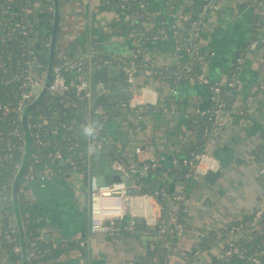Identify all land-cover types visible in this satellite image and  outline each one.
Masks as SVG:
<instances>
[{
	"label": "crops",
	"instance_id": "crops-1",
	"mask_svg": "<svg viewBox=\"0 0 264 264\" xmlns=\"http://www.w3.org/2000/svg\"><path fill=\"white\" fill-rule=\"evenodd\" d=\"M107 1L59 0L61 17L56 55L58 47L67 48L81 37L84 44L77 50L85 49V53L103 52L125 59L139 53L144 60H152L157 66L176 63L173 42L168 43L164 39L150 41L147 53L141 54L136 41L112 33L97 48L98 30L119 16L121 23L127 18L116 6L103 9ZM148 1L154 11L167 18L173 17L174 14L167 9V0ZM195 1L185 0L188 6ZM34 12L38 20H47L46 8L40 0L34 2ZM54 15L53 10L52 20L46 28L50 38ZM178 23L181 24L180 21ZM152 25L151 21L145 24L147 28ZM200 48L206 54L200 75L210 82L228 83L239 58L241 69L235 76L230 98L231 118L217 134L211 133L205 145L202 168L197 172L196 184L185 201L187 225L179 232L169 264H210L222 255L226 247L227 240L222 237L227 227L264 208V175L259 174L262 161L259 152L264 149V93L261 89L264 84V7L256 8L244 0H218L216 9L207 18ZM115 66L121 68L120 65ZM107 72L108 77L115 80L126 75L118 73L111 76ZM123 87L128 89L124 94L131 95L132 103L148 106V112L144 115L128 112L111 118L106 130L111 148L126 161H141L153 156L160 162L162 171L175 169L179 176L168 172L146 176L157 190H163V195L171 191L182 194L185 179L182 160L203 139L202 127L187 118L191 114L197 115V110L202 112L212 108L213 89L197 79L181 80L172 86L167 81L144 74H138L130 85L110 88ZM41 90L37 88V96ZM93 112L91 110V116ZM90 118L92 124L94 120ZM138 146L145 149L142 154L136 151ZM115 158L116 154H102L97 156V163H112ZM207 165L211 168L207 169ZM44 184L34 180L25 198L30 200L38 222L44 226L46 239L54 244H73L56 258L38 264H132L144 254L151 237L142 231L113 238L106 232L91 230L89 177L86 179L77 171L48 174ZM11 198L13 223L21 230L23 219L19 191L17 201H14L12 190ZM4 212L0 197V264H11L7 244L3 240ZM161 215L159 201L152 194L142 192L132 195L125 216H129L131 221L139 218L153 226ZM124 217L116 218L117 223H122ZM205 234L210 236L209 242L201 248ZM24 240L22 237L21 246H25ZM21 263L24 264L23 257Z\"/></svg>",
	"mask_w": 264,
	"mask_h": 264
},
{
	"label": "trees",
	"instance_id": "trees-1",
	"mask_svg": "<svg viewBox=\"0 0 264 264\" xmlns=\"http://www.w3.org/2000/svg\"><path fill=\"white\" fill-rule=\"evenodd\" d=\"M33 0H2L0 3V197L4 203L6 216L3 228V240L7 244L11 264H22L21 238L24 237L27 250V264H38L48 259L56 258L63 251L71 247L73 243L64 242L54 244L44 236V226L37 220L33 205L26 199V194L31 183L38 179L40 173L49 171L50 174H60L70 171L79 172L84 178H88L91 168L97 163V154L89 157L87 154L88 139L100 128L97 137L102 141V154L115 155V160L120 161L126 168L127 173L133 179L135 185L139 186L143 193L152 194L162 206L161 228L158 225H147L144 220L129 216L118 222L122 235H131L133 231H142L151 237L146 251L132 264H169L180 230L187 225L185 216V201L196 184V170L185 160L194 158V154L204 152L205 145L219 127L214 117V105L209 111L191 114L187 119L196 125H200L203 131V139L193 149L187 158L182 160L184 164L185 179H183L182 198L176 199V191L163 195V190H157V186L148 181V175H141L143 162L126 161L117 155L107 140L106 130L108 121L118 115L133 112L137 115H144L148 112V106L139 111L138 107L130 105L131 95H103L99 97L98 104L94 110V122L91 124V103L83 98L82 94L71 90L68 97L63 101L57 96L46 94L45 97L35 106L29 115L28 122L31 126L32 145L30 159L27 168L20 179L19 193L21 201V212L23 225L21 230L13 223L11 190L14 178L17 174V165L24 158L25 128L21 117L15 107L21 99V80H12L15 75L24 76V70L28 62L37 59L39 64L38 72L48 69L50 58L51 38L46 28L53 17V0H40L46 8V21L38 20L34 13H27ZM212 0H196L188 6L185 0H167V9L173 13V17L167 18L160 12H156L149 6L148 0H108L104 8L118 7L121 14L127 19L121 23V17L110 21V23L97 32L95 45L97 48L104 39L112 33L124 35L133 39L138 44L141 54L149 50L148 43L156 39H164L168 43L173 42L176 63L172 66H157L152 60H144L137 53L134 60L140 70L151 69L153 78L167 81L172 86L181 80L199 79L200 72L206 54L198 47L204 34V23L207 22V15L204 13L207 5ZM218 0H215V2ZM256 8L264 7V0H244ZM8 11H4L5 8ZM180 16L184 18L179 19ZM48 21V22H47ZM147 21L153 22L152 27L145 26ZM181 22L179 24L178 22ZM199 21L195 27L193 22ZM21 23L26 24V31L21 28ZM197 36H193V33ZM194 38V39H192ZM173 40V41H172ZM84 44L83 38L79 37L67 47H58L56 62L64 60L65 57L74 58L83 53L85 49L78 51ZM88 60L86 55H83ZM109 55L103 52L93 54L90 60L91 73L96 72L98 83H109L111 88L129 84L127 76L118 80L110 79L108 72L101 66ZM241 63L235 65L232 79L228 83L221 84V94L226 105L224 111L232 114L231 96L236 82V75L241 69ZM231 82V83H230ZM216 84L210 82L209 85ZM5 106L10 111L4 113ZM98 110V111H97ZM48 118L50 122L43 124V119ZM199 119L202 121L200 122ZM202 123V124H201ZM19 129L20 135H14L13 131ZM38 135V137H37ZM9 145L11 147L9 148ZM70 153L71 162L63 163L56 158V152ZM259 158L264 162V149L260 150ZM133 168H135L133 170ZM32 169L35 175L34 180L26 178L27 172ZM164 170V169H163ZM168 172L179 176L174 170L162 171L159 165L150 168L148 174H161ZM162 187V186H161ZM254 215L242 218L231 223L222 238L227 240L238 231L240 239L236 242L241 255L223 256L214 259L210 264H256L254 259L259 258L264 264V222L261 226L253 225ZM164 229L163 232L160 229ZM23 234V235H22ZM210 236L205 234L202 238L201 248L206 247ZM19 247V248H18ZM225 247V248H226Z\"/></svg>",
	"mask_w": 264,
	"mask_h": 264
},
{
	"label": "built area",
	"instance_id": "built-area-1",
	"mask_svg": "<svg viewBox=\"0 0 264 264\" xmlns=\"http://www.w3.org/2000/svg\"><path fill=\"white\" fill-rule=\"evenodd\" d=\"M2 0H0L1 3ZM38 0H33L31 6L27 8V13L31 14L34 13V2ZM218 1L215 2V0L210 1V3L207 5L204 13L209 16L210 12L216 9ZM2 8H5L3 5ZM8 8H5L4 11H8ZM184 18V17H183ZM127 18H125L126 20ZM194 26L196 27L199 24V21L193 22ZM206 22L204 23L205 27ZM22 29L26 31V24L21 23L20 25ZM194 37L197 36V33L192 34ZM194 39V38H192ZM198 47L200 50V41L198 44ZM203 51V50H202ZM97 52H87L83 53L77 57L74 58H68L65 57L64 60H61L59 62H56L54 64L53 68V79L50 82L47 94L51 96H57L60 98L61 101L64 100V98L68 97V94L71 90H75L77 94L81 93L83 98H86L89 100V102L92 105L91 95V66L90 60ZM83 55H86L88 60H85V57ZM238 61H241V58L238 59ZM105 64L108 65H120L126 73L127 81L130 84H132L138 74H144L146 76H149L153 78V71L151 69H145L140 70L139 65L134 61L125 58L115 57V56H109V59L105 60ZM41 65L39 64V61L35 58L28 62L27 68L24 70V76L21 78V76L15 75L12 80H21L22 83L20 85L21 88V99L17 103L15 110L18 112L19 117L22 119V115L26 107L34 101V99L37 97V88H42L45 78L48 74V69L46 71H42L41 73L38 72V67ZM71 75H74L72 77ZM199 82L202 83H210V80L207 78H203L201 75L199 77ZM231 83V82H230ZM103 84V83H101ZM210 87L214 91V117L215 121L218 124V128L215 130V134H217L221 128H223L224 124L230 120L231 115L224 111V107L226 105V101L222 97L221 94V84H210ZM262 92L264 93V84L261 85ZM130 105L134 107H138L139 111L144 110L147 106L146 105H136L133 104L132 101H130ZM10 111V108L8 106H5L4 113H7ZM98 111V110H97ZM198 112H201V110H197ZM204 113V112H202ZM50 120L48 118L43 119V124H48ZM99 127L95 134H91V136L88 139V148H87V154L89 157H92L94 154H96L97 150L102 151L103 143L102 141L97 137V133L100 132ZM14 135H20L21 132L19 129H15L13 131ZM38 137V135H37ZM11 145H9V148ZM25 149V146L23 150ZM144 148L141 146H138L136 148V151L139 154H142L144 152ZM56 158L61 160L63 163L65 162H71V155L70 153L64 154L61 151L56 152ZM205 153L200 152L194 154V158L191 160H185L186 163H189L194 169L196 170V173L199 172L202 168V163L205 158ZM141 162H143L141 169V175L146 176L148 174V171L150 168H154L159 165V161L157 158L150 156L148 158L141 159ZM22 163V162H21ZM17 165V171L21 165ZM113 167L122 170L123 172L127 173V170L125 166L118 160H113L112 162ZM207 169H210L211 166L207 165ZM135 168H133L134 170ZM49 171H44L43 173H40L37 180H40L42 185H45V180L47 179ZM259 174L264 175V162L259 167ZM26 178L29 180H34L35 175L33 173V170L30 169L27 174ZM132 195L127 192V189L124 184H112L109 186H98L95 182V179L93 178L92 182V194H91V230L93 232L102 231L106 232L113 238L120 237L121 234V228L118 225L116 218L124 217L127 214L128 205L131 201ZM96 198H101L102 201L105 203L107 201H111L112 203L117 202L118 206H106L104 203L102 205L103 207V213L101 214H94L93 207H94V201ZM176 199L182 198V194L179 192L175 196ZM254 220L253 225L261 226V224L264 222V208H259L254 212ZM161 219H159L156 223L161 228ZM163 228L160 229L161 232H163ZM241 237L240 231L234 233L232 237L229 239L228 246L224 249L222 255L223 256H232L233 254H239L241 255L240 247L236 243ZM19 248V247H18ZM21 250V247L19 248ZM256 264H262L261 260L259 258L254 259Z\"/></svg>",
	"mask_w": 264,
	"mask_h": 264
},
{
	"label": "water",
	"instance_id": "water-1",
	"mask_svg": "<svg viewBox=\"0 0 264 264\" xmlns=\"http://www.w3.org/2000/svg\"><path fill=\"white\" fill-rule=\"evenodd\" d=\"M54 5V21H53V27H52V34H51V47H50V59L48 64V74L45 78L42 90L40 94L34 99L33 102H31L26 109L23 112L22 115V122L25 128V149H24V158L23 161L17 171V174L13 181L12 186V196L14 198V201H17L18 198V191H19V184H20V178L23 175L25 169L28 166L29 159H30V153H31V145L33 141L32 132H31V126L28 122L29 115L31 114L32 110L35 108V106L41 101L43 97L47 94V89L50 84V82L53 79V68H54V61H55V55H56V47H57V31H58V25L60 22L61 17V9L59 6V0H53ZM104 69H107L111 76H116L118 73L121 75L125 74V70L121 67L118 69L115 65H108L104 64L101 66ZM91 100H92V112L95 110L96 105L98 104L100 94L101 95H119L124 94L128 91L127 88H117V89H111L109 86V83H103L100 85L97 82L96 78V72L93 71L91 75ZM92 120H94V114H92ZM97 156H102V151L97 150L96 152ZM93 178L95 179V182L98 186H109L112 184H124L127 192L131 195L134 194H141L142 190L141 188H138L131 176L123 172L122 170H119L115 167H113L112 163H97L94 164L91 168L90 175H89V183H90V190H89V198H88V209L89 214L91 213V194H92V182ZM21 225V224H20ZM22 226V225H21ZM21 253L24 260V264L26 263V260L28 259L27 256V250L25 249V246H21Z\"/></svg>",
	"mask_w": 264,
	"mask_h": 264
},
{
	"label": "bare ground",
	"instance_id": "bare-ground-1",
	"mask_svg": "<svg viewBox=\"0 0 264 264\" xmlns=\"http://www.w3.org/2000/svg\"><path fill=\"white\" fill-rule=\"evenodd\" d=\"M103 203L107 206V204H111V201L110 202L107 201L105 203L104 201H102L101 198H96L95 199V201H94V207H93V209H94L93 213L94 214H101V213H103V207H102Z\"/></svg>",
	"mask_w": 264,
	"mask_h": 264
},
{
	"label": "rangeland",
	"instance_id": "rangeland-1",
	"mask_svg": "<svg viewBox=\"0 0 264 264\" xmlns=\"http://www.w3.org/2000/svg\"><path fill=\"white\" fill-rule=\"evenodd\" d=\"M109 205H110V206H111V205H112V206H113V205H114V206H118L117 202L112 203V204H107V206H109Z\"/></svg>",
	"mask_w": 264,
	"mask_h": 264
}]
</instances>
